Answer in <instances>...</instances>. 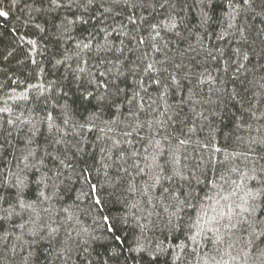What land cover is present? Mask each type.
<instances>
[{
    "label": "trees",
    "instance_id": "1",
    "mask_svg": "<svg viewBox=\"0 0 264 264\" xmlns=\"http://www.w3.org/2000/svg\"><path fill=\"white\" fill-rule=\"evenodd\" d=\"M0 11V264H146L139 250L160 246L158 264H205L203 233L182 248L166 224L191 193L207 230L220 186L264 165L258 0H0ZM105 81L115 105L100 110L82 94ZM25 162L36 167L21 206L11 185ZM220 247L219 264H262L255 248Z\"/></svg>",
    "mask_w": 264,
    "mask_h": 264
},
{
    "label": "snow or ice",
    "instance_id": "2",
    "mask_svg": "<svg viewBox=\"0 0 264 264\" xmlns=\"http://www.w3.org/2000/svg\"><path fill=\"white\" fill-rule=\"evenodd\" d=\"M55 2V0H53ZM212 0H209V6H211ZM261 12L258 15L264 16V0H258ZM93 0H87V4L91 5ZM242 3L247 5L249 9L253 8V5L257 3V0H242ZM8 13L0 11V17L7 19ZM210 17L205 13L204 18L201 20V26L206 27ZM74 22H69L72 24ZM87 47V45H85ZM151 67V65H149ZM103 75V73H101ZM115 84V81H112ZM105 91L99 95H94L89 93V95H83V100L85 102L95 101V105L98 109L103 110L105 106H114L115 99L112 92H109V82L104 83ZM121 89L117 85L115 87V95H119ZM97 113L93 112L88 119L79 125V128L85 129L88 124L93 123L96 118ZM67 122V121H65ZM91 130V129H89ZM181 144L184 143L183 140L180 141ZM219 151V149H216ZM29 155H34V153L29 152ZM27 161V157L24 158ZM42 162V161H41ZM256 162L253 161L252 167L241 174L238 180H232L229 189H225L224 185L220 186V191L216 193L219 199L216 201L220 204V201L224 203L219 207H213L211 209L213 215L206 221L208 224L207 230H205L204 224L201 220L208 217V206L202 201L197 200V204L193 205L190 203L191 193L186 194V199L183 202L178 201V211L172 214L166 224L167 233L173 238V243L183 239L184 243L181 245L182 248H188L189 244H196L197 238L201 237L203 233V243L205 246H209L208 251L204 253V257H207L205 264H219L217 261V255H220L221 260H223V255L221 245L226 244L227 248L223 249V253L231 255L228 251L229 249H235L237 243H242L245 248L251 250L255 248L259 252V256L262 258V264H264V165L259 168L256 166ZM35 164H29L25 162L24 167L21 168L17 173H15V180L11 187L15 189V196L17 201L21 202L23 206L22 198L25 194V189L29 187V171L35 168ZM36 171H39L37 168ZM233 171H238V169H233ZM173 175H180L179 172H174ZM51 179V177H48ZM38 185L44 184L45 176L41 175L40 179L35 181ZM249 182L251 186H249ZM227 183V181H225ZM215 187V185H213ZM97 191L96 185H90L89 194L95 193ZM227 191L225 195L224 192ZM44 196V193H40ZM207 197V193H205ZM211 199V197H207ZM96 205H102V201L99 196H95ZM185 207L192 208L196 213V218L192 222L185 220L184 216L180 215ZM188 215H191L189 213ZM104 220L108 221V217L104 216ZM224 229L222 232L221 229ZM115 228L109 226L108 232H115ZM212 233L213 235H208ZM116 241H120L119 236H114ZM165 239H169V235L165 236ZM123 243V241H120ZM141 255L140 259H146V264H158L160 256L164 254L165 249L160 246L159 252L153 254L152 249L142 248L139 250ZM192 253L200 255L197 252L196 247H192ZM204 257H201L202 259ZM245 258L246 254H245ZM232 259H235L233 256Z\"/></svg>",
    "mask_w": 264,
    "mask_h": 264
}]
</instances>
